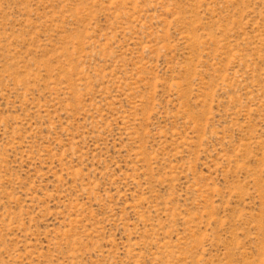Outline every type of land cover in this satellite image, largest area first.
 Masks as SVG:
<instances>
[{
  "label": "rangeland",
  "instance_id": "rangeland-1",
  "mask_svg": "<svg viewBox=\"0 0 264 264\" xmlns=\"http://www.w3.org/2000/svg\"><path fill=\"white\" fill-rule=\"evenodd\" d=\"M0 264H264V0H0Z\"/></svg>",
  "mask_w": 264,
  "mask_h": 264
}]
</instances>
